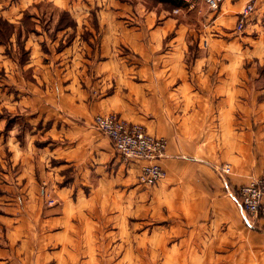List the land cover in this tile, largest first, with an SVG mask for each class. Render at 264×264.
<instances>
[{
  "label": "rangeland",
  "instance_id": "obj_1",
  "mask_svg": "<svg viewBox=\"0 0 264 264\" xmlns=\"http://www.w3.org/2000/svg\"><path fill=\"white\" fill-rule=\"evenodd\" d=\"M247 1L232 10L220 8L222 0L214 9L206 0H96L84 23L68 10L47 13L51 4L44 0L28 5L23 0H0V45L18 71L8 85L10 101L21 96L14 87L17 83L23 82L24 93L31 96L26 110L0 100V138L12 136L22 144V138H30V149L43 145L50 149L53 138L85 134L77 126L83 123L80 118H74L76 126L70 119L75 101L89 103L102 94L97 61L109 59V86L104 89L108 92L116 78L138 80L141 65L149 70V56L166 52L174 37L181 46L173 53L181 58L178 71L224 74L231 70L232 64L225 62L232 58L233 69L242 73L238 87L254 92L247 107L235 112L236 123L216 129L218 134L264 138V10L254 4L238 28ZM97 8L105 12L98 13ZM5 77L0 67V80ZM42 102L45 110L37 107ZM195 129L201 133L206 127L189 128ZM1 145L0 171L9 176L0 180L12 187L0 186V199L39 202L51 220L50 229L64 228L67 235L80 232L91 249L66 256L74 264L90 260L92 264H228L229 248L246 245L245 232L261 229L257 221L247 224L232 202L214 192L215 177L228 183L229 172L222 167L230 165L215 157L179 159L172 173L166 169L156 185L144 186L138 183L137 171L127 170V162L113 148L103 159L95 155L91 162L79 158L74 164L32 149L21 162L6 144ZM207 145L200 144L198 154L204 157ZM19 170L25 173L21 180L16 177ZM24 182L28 184L22 189ZM75 200L83 206L62 207ZM63 210L70 218L55 223Z\"/></svg>",
  "mask_w": 264,
  "mask_h": 264
},
{
  "label": "crops",
  "instance_id": "obj_2",
  "mask_svg": "<svg viewBox=\"0 0 264 264\" xmlns=\"http://www.w3.org/2000/svg\"><path fill=\"white\" fill-rule=\"evenodd\" d=\"M44 1L51 4L46 8L47 13L68 10L71 15L80 16L78 19L87 23L85 16L91 13V3L96 0ZM222 1L224 2L220 8L225 6V9L232 10L237 9L242 2V0ZM23 2L28 5L31 0H23ZM254 4L264 10V0H255ZM95 10L101 14L105 12L100 8ZM175 38L171 39V45L166 52L149 56V70L147 66L141 65L137 72L138 80L120 77L124 80L118 81L116 78L112 90L108 92H104V89L109 86L108 78L111 74V70L107 68L109 59L97 61L95 72L101 74L102 94L89 103L81 99L75 101L74 110H72L73 118L70 119L76 126L78 122L74 121V118H80L83 123L77 126L85 134H79L76 138H53V146L50 149H47L46 145L31 149L44 156L47 152H52L69 159L74 164L78 163L79 158L91 162L95 155L103 159L113 146L109 137L93 126V116L97 113L116 112L128 120L145 125L150 132L166 137V153L162 159L165 172L168 169L172 173V167L179 159L207 161L208 158L215 157L221 162H228L231 166L228 183H222L221 178L215 177L217 188L214 192H219L224 200L228 199L230 204L233 203L237 214L242 219L244 214L234 195V190L251 177L263 172L264 138H236L232 134H223L221 131L219 135L216 129L236 123L235 112L242 107H247V103L251 100L248 98L254 92L249 88L238 87L237 79L242 73L233 69L236 60L233 61L232 58L225 62L226 65H232L231 70L224 74L212 72V70L208 72L192 70L187 73L178 71L181 58L173 53L176 46L180 44ZM102 52L104 53V44H102ZM5 56L4 48L0 45V67H4L6 75L3 80H0V100H4L1 104L9 106V104L13 105L10 103L13 102L14 105L26 110L30 108L31 96L24 93L23 82L14 84V87L22 93L18 99L10 101L12 93L7 91L8 85L13 83L12 79L18 71H15L11 58ZM76 93L78 90L74 92ZM261 103L264 105V101ZM37 107L45 110V103L42 102ZM57 107L63 109L60 106ZM65 118L68 119V117ZM198 127L200 129L206 127L205 132L203 129L201 133L197 132V129L193 132L189 130V128ZM22 140L23 144L19 143V138L9 136L0 138V144H6L11 150L12 157L20 158L23 162L24 158L28 159L31 149L30 138H22ZM200 144H208L204 157L198 154L197 147ZM2 155L3 151L0 149V157ZM127 164V170L132 169L138 174L139 161ZM23 174H25L24 171ZM23 174L20 170L16 173L18 180L22 179ZM4 175L9 176V172L1 170L0 179ZM27 184L24 182L22 189ZM0 186L6 189L12 187L2 180H0ZM81 202L75 200L72 204H63L62 207L83 206ZM34 207H37V210L31 212ZM65 212L66 210H63V215L60 218L57 217L58 219L54 222L60 223L67 216L70 218L69 214L64 215ZM71 212L69 210L68 213ZM50 223V218H46L45 210H41L39 202L26 199H0V264H74L66 256L90 253L91 246L88 241V245L82 242L80 232L67 235L64 228L50 229ZM256 223L261 229L245 232L246 245L229 248L228 264H264V216L260 217ZM87 238L88 236L85 240ZM74 239L80 241L73 242ZM85 264H92V261Z\"/></svg>",
  "mask_w": 264,
  "mask_h": 264
},
{
  "label": "built area",
  "instance_id": "obj_3",
  "mask_svg": "<svg viewBox=\"0 0 264 264\" xmlns=\"http://www.w3.org/2000/svg\"><path fill=\"white\" fill-rule=\"evenodd\" d=\"M253 1L248 0L239 13L238 28L251 11ZM206 2L214 9L218 7L220 0ZM92 124L109 137L114 150L124 162H140L138 183L152 186L165 175L162 165L167 147L165 136L154 134L145 125L128 120L116 112L97 113L93 116ZM222 170L225 173L230 172V165L225 164ZM234 195L240 203L246 223L254 226L255 222L264 216V170L260 175L253 176L236 187Z\"/></svg>",
  "mask_w": 264,
  "mask_h": 264
}]
</instances>
